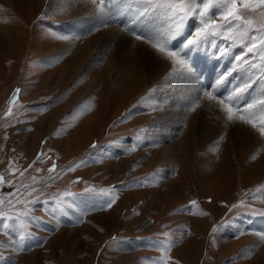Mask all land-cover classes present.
Instances as JSON below:
<instances>
[{"label":"rangeland","instance_id":"obj_1","mask_svg":"<svg viewBox=\"0 0 264 264\" xmlns=\"http://www.w3.org/2000/svg\"><path fill=\"white\" fill-rule=\"evenodd\" d=\"M3 1L0 198L19 187L23 199L48 203L35 204L39 223L22 251L0 247V264H264V149L228 133L205 136L200 118L190 140L184 138L209 81L194 77L195 69L179 74L140 60L126 64L116 57L111 68L108 57L97 64L91 55L80 59L83 35L74 31L97 8L91 0H64L83 7L79 18L60 12L57 0ZM261 11L246 13L253 28ZM189 21L191 32L199 25L189 29ZM119 25L110 17L95 31ZM216 43L226 46L222 39ZM228 53L236 57L242 48ZM239 69L251 77L247 64ZM186 89L195 91L189 101ZM251 119L259 125V117ZM57 196L65 201L62 207ZM23 207L12 208L7 199L0 206L13 212ZM9 236L18 240L15 232ZM9 236L0 231V243Z\"/></svg>","mask_w":264,"mask_h":264},{"label":"snow or ice","instance_id":"obj_2","mask_svg":"<svg viewBox=\"0 0 264 264\" xmlns=\"http://www.w3.org/2000/svg\"><path fill=\"white\" fill-rule=\"evenodd\" d=\"M96 2L97 0H91L93 4H96ZM106 2L108 0H99L97 5L98 12H106L104 7ZM133 2L143 5L138 12V16L162 17L166 22V27L150 33L137 32L134 27L128 25L122 26L121 30L128 32L137 41L143 40L145 43H151L153 49L172 62L173 71L177 70V66L183 71H192L190 64L191 53L201 48H211L215 50L217 55L221 56L227 55L229 48L237 46L242 48V53L234 57L231 71H235L237 66L241 64H247L249 69L252 70L250 79L243 87L234 89L227 96L217 97L211 91L204 92V96L218 100L219 104L224 105V110L228 114L226 118L228 122H234L238 119L245 124H251V127L259 133V136L264 138V86L258 84V81H264V0H133ZM257 7L262 11L260 12L259 25L253 28L251 26L252 20L247 18L246 13H256ZM213 9L218 11L213 14ZM192 19H195L199 26L188 32L186 31V25ZM218 21L220 22L218 23ZM62 38L68 39V37ZM217 39L225 41L226 46L218 48ZM173 41H177L179 47L174 46ZM230 74V72L225 73L217 83L222 82ZM253 84H258L261 87L260 95L241 110L239 94L252 87ZM234 97L236 98L235 100ZM225 101H228V103H225ZM15 102L16 96H13V103ZM257 105L261 106L257 113L249 111ZM234 111L240 113V115L234 117ZM8 114L11 115L10 109ZM254 115L259 116V125L254 119H251ZM43 156L44 154L41 153V159ZM55 170V165L49 169L50 172ZM68 170L72 171L74 169L69 168ZM10 171H13V169H10ZM51 179H55V177H51ZM3 181L4 177L0 176V187L4 186ZM32 191H36V189L33 188L26 194L30 196ZM17 193H21L19 187H16L14 192L8 193L7 198H0V206L4 205L5 199H7V203L12 208H15L17 204L24 205L23 208L15 212L11 210L5 211L0 208V222H2L0 223V231L5 236L15 232L18 234V240L9 236L7 244L0 243V247H13L16 252H20L24 249L26 241L33 236L30 229L34 224L39 223V218L34 216L36 211L35 204L46 205L48 201L39 200V198L25 200L23 199L25 193H21L19 196H17ZM11 197H15V200L11 199ZM53 199L61 207L65 203L59 196ZM112 202L109 201L107 207H111ZM192 203L193 205L196 204L195 201ZM42 210L48 211L49 209L43 208ZM52 210L59 211L60 208ZM63 215H67V212H63ZM215 232L216 229H213V235ZM260 235L261 239H264V234ZM168 247L170 245L165 244L163 246L165 256H167ZM154 264H168V260H159L154 262Z\"/></svg>","mask_w":264,"mask_h":264},{"label":"bare ground","instance_id":"obj_3","mask_svg":"<svg viewBox=\"0 0 264 264\" xmlns=\"http://www.w3.org/2000/svg\"><path fill=\"white\" fill-rule=\"evenodd\" d=\"M24 1L26 3H31V0H24ZM45 3H46V0H44V4ZM97 3H99V1L96 2V5H98ZM57 4L59 5V9L61 10L60 12L65 13L70 18H77V17L79 18L80 15L82 16L80 10L83 7H81V5L80 6H75V4H76L75 1L69 2V1H64V0H57ZM12 5H14V4H12ZM86 5H85V7H86ZM0 7H1L0 9L3 8V4L1 2H0ZM104 7L106 8V12L105 13H100V12H98L97 8H94V10L92 11V13L85 18L84 22H82V24H81V25H83L82 28H78V29L76 28V30L74 31V35H77V34L83 35V38H81L79 40V42L80 43H83L84 45L82 46V48L79 47L80 48V49H78L79 53H77L78 56H80V59H84L86 56H88V55L90 56L91 55L90 59H91L92 64H97L100 60H103V58L105 59V57H108V58H110V61H108L109 59L107 61L110 64L109 66H111V68H112L113 61H115V58L116 57H119V59L123 63H126V64L127 63H131L133 60L134 61H136V60L139 61L140 60L143 63L144 62L147 63L148 66L150 65L151 67H154V68L155 67H166V68H171V70H172V67H173L172 66V63L168 62L162 56H160L158 53H156L152 49V47L149 45V43H145L143 40L137 41L128 32L121 30L122 26L128 25V26L134 27L136 30H139L140 29L139 31H142L144 33H150V32L156 31L157 29L166 27V25L164 23V20H162L161 18H158L156 16H145V17L138 16V12L143 7V5L137 4V3L133 2V0H108V2L105 3ZM90 8H91V6H90ZM51 12H53V10ZM51 12H49V13H51ZM110 17H114V19H116L117 22L120 24L119 26H117L118 28H114L112 26L110 28H104V29H102L101 30V33L96 32L95 31L96 27L98 28V26H100L101 23L102 24L105 23L107 20L110 19ZM2 19H3L2 18V15L0 13V32L3 31V28H4V26H3L4 24L2 22L3 21ZM4 22L6 24V21H4ZM196 25H198L197 22H195V20H191L188 23V28L189 29L190 28H193ZM92 30H93V32H91ZM6 31H9V30L6 29ZM43 32H45V31H43ZM72 35H73V33H72ZM7 37H9V36H7ZM66 37H67V34H66ZM78 38H76V39H78ZM76 39L72 40V43H76ZM1 40H3V37L0 36V41ZM70 42H71V40H70ZM112 43H114V45L117 47V50H116L117 53L111 52L110 50H108L109 48L107 46L109 44H111L110 46H112ZM46 44H47V42H46ZM49 44H51V43H49ZM67 45H69V44H67ZM173 45L176 46V47H179V43L177 41H174L173 42ZM72 47H71V49H72ZM132 53H134V54H132ZM231 55H232L231 53H228L227 55H222V56L221 55H217L216 52H215V50H213L211 48H208V47L201 48L200 50L191 53V56H190V64L192 66V69H195V71L193 73L191 71V73L194 75V77L197 75V77L199 78V81H201L200 78H202L205 83L207 81H209L208 85L211 86L210 88H209V86H207L209 88V90H207V89L204 88V89H202V91H204V92L211 91L214 96H216V94H219L218 97L227 96L228 94L232 93L234 89H238V88L243 87V85L250 79V77L247 76V74L244 75L245 73L239 69V66H237V69L235 71H231L232 68H233L234 57H235V56L232 57ZM56 58H55V60H56ZM60 58H61V56H60ZM63 58H64V56H63ZM70 58L72 59V57H70ZM119 59H118V61H119ZM66 60H69V59H66ZM140 61H139V63H140ZM65 62L66 61L64 60L63 63H65ZM132 65H134V63ZM148 70H150V69H148ZM176 72L179 73V74H182V73H186L187 74V71L181 70L179 68V66H177ZM229 72L231 74L230 75H227V78L226 79H224L220 83H217V81H219L220 78L225 73H229ZM192 74H190V75L192 76ZM139 77H141V75H139ZM234 77H236V79ZM134 82H136V81H134ZM189 85H192V84H189ZM255 85L256 84L252 85V87L247 88L243 93H240L239 94V106L240 107L244 103H246L248 101V97L249 96H251L250 97L251 99L252 98L255 99V97H258L260 95V93H257V94L254 93L253 94L255 88L258 89L256 91H258V92L261 91V87L260 86H258V87L256 86L254 88ZM260 85L261 86H264V83H261ZM202 87H204V86H202ZM139 89H141V88H139ZM185 91H186L187 98H188L187 100L189 101L190 100L189 99V96L195 94V91H194V93H191L192 91H190L189 89H186ZM253 95H254V97H253ZM197 99H198V97H197ZM235 99L236 98L234 97V100ZM225 103H227V101H225ZM198 104L200 106H199V109H198L197 113L195 114V117L194 118L192 117L190 119V123L188 125V128L186 127L187 129L184 131V138L186 139V141H189L190 138L193 136L194 124H195L194 123L195 122L194 120H196V118H200V123L201 124H200V128L199 129H201V133H203L204 135L206 134L208 136L213 137L214 135H217V134L218 135H222V134H225L226 135L228 133V135L234 141H237V140H239L241 138V140L244 139L246 142H251V143H254L255 145H258V150H259V148L260 149H264V138H261L259 136V133L256 132V130L251 127V124H245V123H243L242 121H240L238 119H236L234 122H228L227 121L226 118H227V115L228 114L224 110V105L219 104L218 103V100H213V99H210L208 97H203L202 99L199 98ZM196 105H194V106H196ZM260 107L261 106L258 105L257 108H260ZM243 109H244V107H243ZM249 111H251L253 113H257L256 109H250ZM233 113H234L233 114L234 117L239 116V114H237L235 111ZM254 116H257V118L259 117L258 115H254ZM226 145H227V143H226ZM172 150L173 149H171V151ZM249 151H250V149H249ZM222 153H223V151H222ZM253 165H254V163H253ZM58 237H60V236H58ZM52 245H54V244H52ZM254 263H255V261H254Z\"/></svg>","mask_w":264,"mask_h":264}]
</instances>
